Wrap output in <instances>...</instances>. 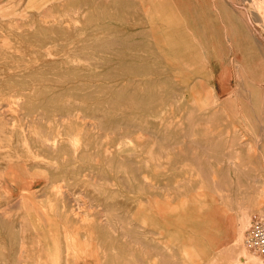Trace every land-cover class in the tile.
I'll return each instance as SVG.
<instances>
[{"label":"rangeland","instance_id":"rangeland-1","mask_svg":"<svg viewBox=\"0 0 264 264\" xmlns=\"http://www.w3.org/2000/svg\"><path fill=\"white\" fill-rule=\"evenodd\" d=\"M233 13L264 68V0H0V264H263L249 223L199 235L220 84L250 78Z\"/></svg>","mask_w":264,"mask_h":264},{"label":"crops","instance_id":"crops-1","mask_svg":"<svg viewBox=\"0 0 264 264\" xmlns=\"http://www.w3.org/2000/svg\"><path fill=\"white\" fill-rule=\"evenodd\" d=\"M236 16L238 19L234 18L229 22V29L236 33L239 39L233 46L242 51L244 62L245 58L250 56L258 59L257 42L253 36L247 35L254 30L248 28L246 23L238 15ZM244 66L250 76L249 79L239 80L237 77L232 80L231 86L224 81L219 89V99L222 102L218 106V112L225 113L220 119L222 126L220 137L225 138L226 144L233 139L231 148L235 150L233 158L229 156V161L234 160V163L229 164L226 169L228 171L224 173L228 181L225 184L221 182L218 186H212L211 182L208 185L203 184V188L207 187L217 192L215 197L206 192L203 194L205 201H207L205 195L211 198L208 202L210 209H213V204L217 209L215 211L220 212V214L215 213V219L209 220L208 224L204 221L205 230L199 233L206 235L210 241L226 240L227 235L223 238L227 232L224 227L236 228V234L241 232L246 223H249L248 228H250L252 217L264 213V73L259 71L251 73L249 65L245 63ZM207 173L212 172L208 170ZM218 176H223V173L219 172ZM192 227L196 229L197 224L193 223ZM237 236H234L233 240H237L240 235ZM195 237L190 238L195 253L203 251L205 255L208 254L210 249L206 250L205 243ZM240 257H238L239 261ZM208 260L209 258L207 262ZM261 260L264 264V256Z\"/></svg>","mask_w":264,"mask_h":264},{"label":"bare ground","instance_id":"bare-ground-1","mask_svg":"<svg viewBox=\"0 0 264 264\" xmlns=\"http://www.w3.org/2000/svg\"><path fill=\"white\" fill-rule=\"evenodd\" d=\"M201 24L204 25L202 27H203V29H205L206 23L204 24V21L202 20ZM194 31H196V30H191L189 27H187V29L185 30L181 26V24H177L176 29L172 30L173 35H177V39H179L181 41V43H182L181 46L186 45L185 46L186 48H190V47H196L197 48V47H199L198 45H195V44H189L190 43L189 41L192 40L191 39L192 38V32L195 33ZM205 32L206 31L203 30L202 34H204ZM165 37H166V35H164V39H165ZM170 38H172V36ZM184 42H185V44H184ZM245 63H247L249 65L250 69L249 68L248 69H249V72H251V73H253L255 71L264 72V68H262V66L260 65V62H258V59L254 58V57L250 56V57L245 58ZM205 196H206V198L209 199L208 195H205ZM204 201H205V199L200 202L202 205H198V207H197V209H201L203 212H206V214H204L203 212H201V213L199 212L198 213V215L201 217L200 219H202V223H201L200 219L198 221H194L193 220L192 222H190L191 225L193 223H196L197 226L200 223L203 225V228L201 230H199V233H203L204 230H205L204 224H203L204 221L205 222L207 221V224H208L209 220H214L215 219L216 214H220L219 211H215L217 209L213 206V204H212L213 209H210V206H208V202H207L208 200L205 201V202ZM194 214H196V212H194Z\"/></svg>","mask_w":264,"mask_h":264},{"label":"built area","instance_id":"built-area-1","mask_svg":"<svg viewBox=\"0 0 264 264\" xmlns=\"http://www.w3.org/2000/svg\"><path fill=\"white\" fill-rule=\"evenodd\" d=\"M246 244L253 251L264 255V213L252 217Z\"/></svg>","mask_w":264,"mask_h":264}]
</instances>
